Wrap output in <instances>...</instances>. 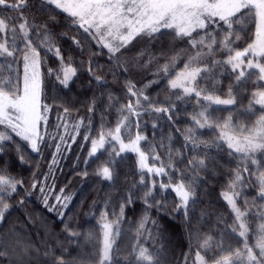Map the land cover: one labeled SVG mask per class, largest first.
<instances>
[{
	"label": "snow or ice",
	"instance_id": "obj_1",
	"mask_svg": "<svg viewBox=\"0 0 264 264\" xmlns=\"http://www.w3.org/2000/svg\"><path fill=\"white\" fill-rule=\"evenodd\" d=\"M82 129L76 175L109 189L83 236L75 193L53 195ZM46 149L42 178L12 174ZM216 185L228 216L208 211ZM81 239L87 264H264V0H0V264H85Z\"/></svg>",
	"mask_w": 264,
	"mask_h": 264
},
{
	"label": "trees",
	"instance_id": "obj_2",
	"mask_svg": "<svg viewBox=\"0 0 264 264\" xmlns=\"http://www.w3.org/2000/svg\"><path fill=\"white\" fill-rule=\"evenodd\" d=\"M103 63V61H101ZM106 70L104 72H101L99 74L104 75L105 79L109 81L110 87L112 90L119 96H121V102H125L122 89L120 85L118 84H112V77L111 74H105ZM134 81L140 79V75L137 73H133L132 76L130 77ZM121 84L123 83V78H121ZM163 85V81H161V85L159 86H153L150 88L149 94L150 95H155L157 92H160V89ZM140 86V85H138ZM88 96L91 95V93L87 94ZM164 93H160V99H163ZM85 99V97H81V100ZM77 107L79 108L78 113H73V116H85L87 110L82 104H78ZM188 112H191L192 109L188 108ZM222 115H227L226 112L220 113ZM56 121V116L55 114L50 116L49 120V131H53L52 125ZM107 121L110 125H114L115 122V113H112L111 115H108ZM179 126L181 128L184 127V125L188 122V117L185 115H182L179 118ZM99 127V115H95L93 117V129H98ZM167 131V129H165ZM174 135H178L175 133L173 130ZM84 134L83 129L81 130V137H77V142L76 144L72 145V151L68 154V158L63 160L60 164V167L56 169L55 171V188L56 192L53 194H58L59 189L62 187H67L65 188L66 192H74L75 193V199L70 206L72 209V212L66 213V215H72L74 213L73 220L71 221V227L73 228H78L81 231V234L83 236V233L86 232L89 229H94L96 227V222L95 219L90 215L92 211H97L99 208V203L97 204V209L92 208V203L94 200L99 201L100 199L103 198L104 193L106 191H109V189L106 188L104 183H101L98 179H89L86 182H83L80 180V178L76 175V172L74 170V165H76V157L79 156L81 163L79 164L78 167L82 168L84 165L82 161L86 158L87 155V150L89 148V144L84 143L82 140V135ZM211 133H208L207 130L204 131V138L209 139L211 138ZM149 138L151 139V134L149 130ZM176 147H180V142L179 140L176 142ZM51 149H46L42 156H39L34 153H30L26 158L29 160V165L28 166H23L17 169L13 170V175L19 174L22 178H25L29 181L33 178V172H35V176L37 178H42V173H47L48 168L47 164L50 161V153ZM106 157H101V160L105 159ZM101 160H97L96 163H92L89 161L91 164V167L89 168V172L91 173L101 162ZM151 162V161H150ZM38 164L39 168L37 169L35 165ZM70 182V183H69ZM81 184H83V188H81ZM220 185H216L215 191L213 193V200L212 203L215 206L214 208L208 209L210 212H217V213H222L225 216H228V210L226 207V203L222 200V198L219 197V192L221 191ZM249 194H253L250 190ZM118 195V193H117ZM115 199V196L113 197ZM203 207L207 208V204L203 205ZM140 205H137V209L139 210ZM46 215L49 216L50 220H55L56 223L52 225V228L56 231L59 232L60 228L63 226L62 223H60L54 214H48ZM197 216H199V212H197ZM127 219L129 221H134L138 219V216H133L130 212L128 213ZM130 227L129 224H125V236L122 238L121 241H118V243L121 244V248H125L127 246H130L132 240H131V235L127 233L128 228ZM209 228V224L207 222L201 224V230L202 231H207ZM60 239L63 240V235L60 236ZM80 243L83 245L82 248L77 247L76 244H73L70 248L69 251L72 256L78 257L79 259L85 261V264H87V261L90 260L92 257L90 255L91 253V244L90 243H84L83 240L81 239ZM189 249V244L188 240L185 238L181 240L178 244L174 246V252L172 255L176 259H181L182 255L187 253ZM193 256H189V264H192Z\"/></svg>",
	"mask_w": 264,
	"mask_h": 264
},
{
	"label": "rangeland",
	"instance_id": "obj_3",
	"mask_svg": "<svg viewBox=\"0 0 264 264\" xmlns=\"http://www.w3.org/2000/svg\"><path fill=\"white\" fill-rule=\"evenodd\" d=\"M188 108H191V109H192V106H189ZM221 115H222V114H221ZM204 131H206V130H204ZM254 223H255V221H254ZM250 242H253V241L250 240Z\"/></svg>",
	"mask_w": 264,
	"mask_h": 264
}]
</instances>
